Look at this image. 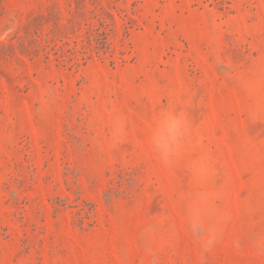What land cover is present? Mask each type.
Returning a JSON list of instances; mask_svg holds the SVG:
<instances>
[{
    "label": "rangeland",
    "instance_id": "374dc122",
    "mask_svg": "<svg viewBox=\"0 0 264 264\" xmlns=\"http://www.w3.org/2000/svg\"><path fill=\"white\" fill-rule=\"evenodd\" d=\"M0 264H264V0H0Z\"/></svg>",
    "mask_w": 264,
    "mask_h": 264
}]
</instances>
